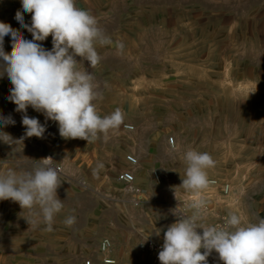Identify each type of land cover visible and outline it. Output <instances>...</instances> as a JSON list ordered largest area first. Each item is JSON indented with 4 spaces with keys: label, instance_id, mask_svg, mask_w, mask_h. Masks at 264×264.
Here are the masks:
<instances>
[{
    "label": "rangeland",
    "instance_id": "obj_1",
    "mask_svg": "<svg viewBox=\"0 0 264 264\" xmlns=\"http://www.w3.org/2000/svg\"><path fill=\"white\" fill-rule=\"evenodd\" d=\"M88 1L108 10L97 18L108 42L96 44L106 57L99 64L106 93L94 103L101 116L120 109L124 121L89 142L62 138L59 126L23 145L0 142L6 170L30 171L52 157L64 204L48 230L17 202L0 200V264H104L106 256L115 264H149L145 233L153 226L162 231L150 237H163L177 219L172 210L197 196L179 187L190 148L215 162L207 169L216 183L211 193L225 185L240 191L238 203L226 199L228 213L251 223L264 218V0ZM23 115L0 106V116L15 121L0 131L24 136ZM129 155L140 160V204L117 181Z\"/></svg>",
    "mask_w": 264,
    "mask_h": 264
},
{
    "label": "clouds",
    "instance_id": "obj_2",
    "mask_svg": "<svg viewBox=\"0 0 264 264\" xmlns=\"http://www.w3.org/2000/svg\"><path fill=\"white\" fill-rule=\"evenodd\" d=\"M21 5L15 19L32 34V39H26L10 24L0 22V77L7 75L11 82L8 99L16 105L17 112L24 113L22 124L26 131L18 140L0 131V142L23 145L26 137L43 138L46 128L38 119L27 115L29 107L43 113L46 120L57 122L59 134L65 139L89 142L119 128L124 121L123 113L116 109L104 116L99 114L94 103L99 97L94 76L75 59L79 56L91 67L99 64L96 44L108 41L96 18L77 8L75 0H21ZM23 13L31 14L30 25L25 23ZM8 35L12 40L10 53L3 48ZM50 35L53 47L46 50L39 42ZM14 123L10 116H0V124ZM182 158L186 167L179 187L198 198L188 205L190 214L180 203L172 210L177 219L163 233L162 249L158 253L160 264H208L213 251L223 264H264V218L251 223L238 213H229L220 224L204 223L206 208L201 193L209 186L207 169L214 167L215 162L209 153L191 148ZM39 161L40 165L30 171L0 168V200L17 202L22 210L41 218L51 230L54 217L64 207L57 196L62 180L52 157ZM174 194L178 200L175 189ZM74 222L75 217L65 219L66 225ZM161 231L152 226L143 242L151 235L159 236Z\"/></svg>",
    "mask_w": 264,
    "mask_h": 264
},
{
    "label": "built area",
    "instance_id": "obj_3",
    "mask_svg": "<svg viewBox=\"0 0 264 264\" xmlns=\"http://www.w3.org/2000/svg\"><path fill=\"white\" fill-rule=\"evenodd\" d=\"M126 129L132 130L133 127L126 126ZM168 142L171 146L175 145L174 138H170ZM127 163L129 165V169L120 172L117 176V181L124 186L125 191L127 192L128 196L131 198V201L133 203L140 204L144 198L143 189L138 184L137 176H136V169L140 166V160L135 155H129L127 157ZM212 186L214 188V186H216V183L210 181L209 186L207 187V191H205V193H201V195L205 200V208H206V218L203 222L209 225L220 224L228 216L229 213L226 208L230 203H227L226 205L225 202L226 199L230 197H235L236 200L235 203H238L240 197L242 196L238 189L230 185H225L223 189L219 191L218 194L216 193L214 194L211 193ZM197 198L198 196L188 197L185 201L182 202V207L185 209L186 212L188 213L190 212V208L188 207V205L192 200ZM174 222H176V220ZM171 224H169V226ZM198 231L202 232V230L199 229ZM162 244H163V237L160 238L149 237V239L146 242L142 243L141 250H143V252L146 253V255L149 257L150 260L149 264H160V261L158 259V253L162 249ZM110 248H111V242L109 240H105L102 243L101 251L106 255V253L109 251ZM201 251H203V249ZM102 262L104 264L116 263L113 259L109 258L108 256H106L102 260ZM86 264H93V261L87 260ZM208 264H223V262L219 260L218 254L213 251V253L208 257Z\"/></svg>",
    "mask_w": 264,
    "mask_h": 264
},
{
    "label": "crops",
    "instance_id": "obj_4",
    "mask_svg": "<svg viewBox=\"0 0 264 264\" xmlns=\"http://www.w3.org/2000/svg\"><path fill=\"white\" fill-rule=\"evenodd\" d=\"M88 0H75V5L77 8L87 10L90 14H92L96 20L97 18L108 15V10L104 9H96L95 7H91L89 5ZM17 10H22L21 0H2L0 1V22L8 23L14 29H18L26 39H32V34L26 29L22 28L20 23L15 19V14ZM24 21L27 24H31V14L30 13H23ZM98 19V20H99ZM46 50H51L52 45V37L51 35L45 40L39 42ZM4 51L6 53H10L12 50V40L11 36H5L4 44H3ZM78 63H82L84 69L92 73L94 76V82L97 86L101 89L99 92L100 94L105 95L106 93V79H105V68L101 71V67L99 64L106 62V57L100 56V62L98 66L91 67L89 62L84 60L83 58L77 56L75 57ZM2 63V61H0ZM99 84V85H98ZM102 85V86H101ZM12 87L10 80L8 79L7 75L0 77V106H4V111L10 112L13 109L15 110V104L12 103L8 97L10 95V88ZM27 115L31 118H36L39 122L44 125L45 127H57L58 123L52 120H46V117L43 113L34 110L32 107L27 109Z\"/></svg>",
    "mask_w": 264,
    "mask_h": 264
}]
</instances>
